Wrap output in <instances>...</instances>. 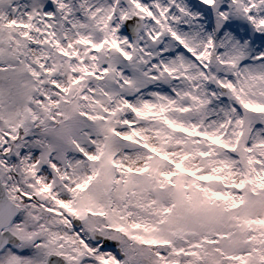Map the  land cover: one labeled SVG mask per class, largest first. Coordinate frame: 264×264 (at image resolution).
<instances>
[{"label": "snow or ice", "instance_id": "obj_1", "mask_svg": "<svg viewBox=\"0 0 264 264\" xmlns=\"http://www.w3.org/2000/svg\"><path fill=\"white\" fill-rule=\"evenodd\" d=\"M0 264H264V0H0Z\"/></svg>", "mask_w": 264, "mask_h": 264}]
</instances>
